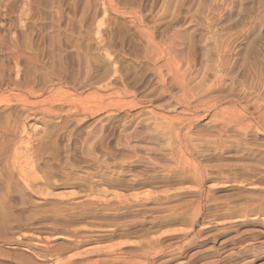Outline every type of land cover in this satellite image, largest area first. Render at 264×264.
I'll return each instance as SVG.
<instances>
[{"label":"rangeland","instance_id":"rangeland-1","mask_svg":"<svg viewBox=\"0 0 264 264\" xmlns=\"http://www.w3.org/2000/svg\"><path fill=\"white\" fill-rule=\"evenodd\" d=\"M0 264H264V0H0Z\"/></svg>","mask_w":264,"mask_h":264}]
</instances>
